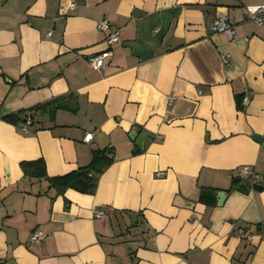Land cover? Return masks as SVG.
I'll return each mask as SVG.
<instances>
[{"label":"crops","instance_id":"1","mask_svg":"<svg viewBox=\"0 0 264 264\" xmlns=\"http://www.w3.org/2000/svg\"><path fill=\"white\" fill-rule=\"evenodd\" d=\"M262 4L0 0V264H264V26L247 15ZM221 13L236 38L213 30ZM102 19L120 32L111 47ZM41 104L28 133L5 119ZM100 150L113 161L94 194L23 169L63 177Z\"/></svg>","mask_w":264,"mask_h":264},{"label":"trees","instance_id":"2","mask_svg":"<svg viewBox=\"0 0 264 264\" xmlns=\"http://www.w3.org/2000/svg\"><path fill=\"white\" fill-rule=\"evenodd\" d=\"M243 96L237 95V104L239 109H243ZM47 104L38 105L31 110H23L19 113L6 116L5 119L11 123L24 124L28 119L32 120V126L35 125L36 114L45 109ZM113 158L108 155L105 150L95 151L92 163L78 171L63 177H49L47 173V167L44 160L25 162L23 163V169L27 175L36 178H47L53 187L59 188V193H63L68 188L76 189L83 193L94 194L97 190L99 178L101 174L110 166ZM245 179L237 177L233 180L231 189L229 191L243 190L242 184ZM255 188H259L255 186ZM218 196V189L215 188H203L201 194V200L210 204H215ZM212 201V202H211Z\"/></svg>","mask_w":264,"mask_h":264},{"label":"built area","instance_id":"3","mask_svg":"<svg viewBox=\"0 0 264 264\" xmlns=\"http://www.w3.org/2000/svg\"><path fill=\"white\" fill-rule=\"evenodd\" d=\"M70 8L74 10L76 8L75 3H71ZM247 12H248L247 13L248 19L250 21H253L258 25L264 26V4L259 6L248 7ZM98 30L103 33H108L107 43L110 47L120 42V32L117 30L116 31L112 30L111 23L108 19H102L98 23ZM213 30L215 32L226 33L229 35L231 39H234L238 36L237 27L230 22L227 15L222 13L219 14L215 19L213 23ZM110 58H111V51L106 50L101 54L93 57L91 59V62L95 70H103L107 67ZM31 125H32V120L28 119V121L23 124V130L26 133L30 132ZM94 138H95L94 133H88L85 137V141L90 143L94 140ZM247 176H249V172L246 170L242 171L239 174L240 178H246ZM252 178L255 181L262 180V177L257 174L252 175ZM107 215H108L107 212L104 210H97L95 213V216L97 218H102V219L106 218ZM44 239H45L44 232L41 230H35L31 236V244L35 246H40L43 243Z\"/></svg>","mask_w":264,"mask_h":264},{"label":"water","instance_id":"4","mask_svg":"<svg viewBox=\"0 0 264 264\" xmlns=\"http://www.w3.org/2000/svg\"><path fill=\"white\" fill-rule=\"evenodd\" d=\"M131 137H132L134 140L137 141V143H138V145H139L140 147H143V146H144V144H143V140H145V139L143 138L142 135L139 134V132H137V131H133L132 134H131ZM257 140H258V141H261L262 138H261L260 136H258V137H257ZM226 197H227V193H226V192H220V193H219V204H223V203L225 202V200H226Z\"/></svg>","mask_w":264,"mask_h":264}]
</instances>
